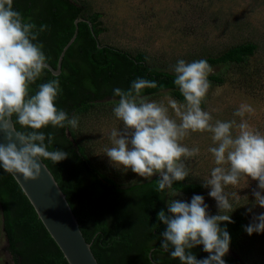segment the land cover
<instances>
[{"label": "clouds", "instance_id": "1", "mask_svg": "<svg viewBox=\"0 0 264 264\" xmlns=\"http://www.w3.org/2000/svg\"><path fill=\"white\" fill-rule=\"evenodd\" d=\"M46 29L47 25H42L37 30L34 23L26 21L14 10L13 0H0V133L8 141L0 143V168L25 182L39 178L41 159L57 164L68 156L64 151H49L46 136L40 130L48 126H78L76 116L69 119L55 105L61 92L58 80L39 85L35 94L30 90L47 68L43 46L35 43L39 33ZM173 72L182 103L167 95L166 105L150 101L142 91L156 89L158 85L143 78L133 81L126 91L113 90L119 98L113 113L123 128L111 130V146L105 148V156L112 165L130 169L144 180L158 176L157 191L167 189L177 197L180 193L173 190L174 182L185 181L189 175L185 161L200 153L199 147L190 149L182 141L191 133H211L214 146L208 152L214 167L203 185L211 189L209 196L216 201L218 214L209 215L204 198L195 195L190 202L167 201V214L161 210L157 220L165 225L160 247L180 264H225L223 258L229 252L230 235L220 225L233 223L230 215L221 214L233 211L225 188L236 187L242 180L256 181L255 204L264 208V195H261L264 192V133L245 119L246 114L255 112L247 103H242L234 113L241 118L238 123L235 120L212 122L211 114L202 108L211 87L208 77L213 72L206 60L185 62L181 59ZM13 116L21 128L31 130L26 134L15 133L19 147L9 133ZM53 140V135L48 134L49 145ZM232 196L237 197V193L233 192ZM254 220L245 228L249 236L264 232V214ZM200 245L208 256L197 260L190 250Z\"/></svg>", "mask_w": 264, "mask_h": 264}, {"label": "trees", "instance_id": "2", "mask_svg": "<svg viewBox=\"0 0 264 264\" xmlns=\"http://www.w3.org/2000/svg\"><path fill=\"white\" fill-rule=\"evenodd\" d=\"M13 8L26 21L34 23L37 30L47 25L35 43L43 46L46 62L54 69L60 52L74 33V21L81 18L91 23L92 31L86 22L78 23L77 36L62 59L60 74L53 76L45 69L30 86L31 93L35 94L39 85L58 80L61 92L55 105L65 111L69 119L87 113L106 100L118 101L113 90L120 88L126 91L138 78L158 85L156 89L143 90L144 97L167 92L178 102H183L174 84L173 71L156 66L145 53L132 54L99 40L97 42L92 32L98 39L104 31L100 28L101 13L91 12L87 3L76 0H13ZM256 51V44L246 42L196 60L204 59L211 67L217 68L241 66ZM208 80L213 85L224 83L220 74H210ZM204 106L205 103L202 108ZM12 121L17 132L26 134L31 131L16 124L15 116ZM40 131L46 136L45 144L49 151L60 150L68 154L57 164L41 160L64 193L98 264H180L178 259L171 258L170 252L160 247L165 225L157 220V214L161 210L167 214V193L170 190L157 191L158 176L129 185L119 184L93 166L84 148L77 144L70 126H48ZM48 134L54 137L50 145ZM173 190L189 196L200 193L202 186L189 181L174 182ZM0 215V238L5 240L13 264H67L17 183L2 168ZM231 220L233 223L220 225L230 235V253L223 258L225 264H264V245L251 240L245 244L249 236L245 231L249 225L246 214L237 212ZM190 251L197 260L208 256L202 245Z\"/></svg>", "mask_w": 264, "mask_h": 264}, {"label": "rangeland", "instance_id": "3", "mask_svg": "<svg viewBox=\"0 0 264 264\" xmlns=\"http://www.w3.org/2000/svg\"><path fill=\"white\" fill-rule=\"evenodd\" d=\"M76 1L87 3L91 12L101 13L100 28L104 31L98 37L100 43L132 54L145 53L153 64L167 71H173L181 59L192 62L200 56L216 55L233 45L246 42L256 44V53L245 64L212 67L211 74L222 75L224 83H210L203 110L211 114L213 123L216 120H235L238 123L241 118L234 113L242 103L250 104L255 112L246 114L245 119L253 128L264 133V0ZM166 95L170 96L162 92L148 99L166 105ZM116 102L106 100L87 113L74 115L78 118V126L71 128V131L97 170L122 185L147 181L130 169L112 165L105 156V148L111 146V130L123 128L122 122L113 113ZM182 143L190 149H200L199 155L185 161L189 171L185 181L200 184L202 191L177 197L168 191V201L179 199L190 202L193 196L200 195L208 206L209 215H217L219 209L216 201L209 196L211 189L203 185L214 167L212 155L208 152V148L214 146L211 133H191ZM257 190V182L252 180H242L236 187H226L225 193L233 211L221 214L232 216L243 212L249 225L256 222L254 217L264 214V208L255 204L253 193ZM233 192L237 193V197L232 196ZM248 240L264 245V232H254L247 237L245 244H248ZM0 264H13L3 238H0Z\"/></svg>", "mask_w": 264, "mask_h": 264}, {"label": "water", "instance_id": "4", "mask_svg": "<svg viewBox=\"0 0 264 264\" xmlns=\"http://www.w3.org/2000/svg\"><path fill=\"white\" fill-rule=\"evenodd\" d=\"M79 22H86L92 31V25L87 20L80 18L74 21V33L60 52L56 68L54 69L47 64L46 69L53 76H58L61 72L62 59L77 36ZM92 36L98 42L93 32ZM97 47L100 48V45L97 44ZM16 132L14 123L11 120L9 122V133L13 138V142L17 143L19 147V142L15 138ZM7 142L5 134L0 133V143L6 144ZM38 163L41 164V174L35 181L25 182L19 176L10 175L30 203L37 218L58 247L67 264H98L91 251L90 244L86 242L77 219L54 176L42 160Z\"/></svg>", "mask_w": 264, "mask_h": 264}]
</instances>
